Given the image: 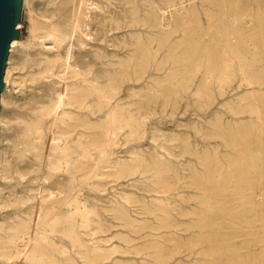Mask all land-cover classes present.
<instances>
[{"label": "rangeland", "instance_id": "1", "mask_svg": "<svg viewBox=\"0 0 264 264\" xmlns=\"http://www.w3.org/2000/svg\"><path fill=\"white\" fill-rule=\"evenodd\" d=\"M60 1L62 2L60 3ZM142 1L143 0H23V5H18L16 8L13 36L18 38V40L13 41L11 44L5 69V85H2V89L4 86V90L1 94V99L5 98L12 100L9 104L0 99V157L8 162L10 161L8 164L5 160L0 158V224H8L6 221H8L14 213H19L20 217L28 219L30 217L29 214L37 210V206L40 213H48L51 218L50 225L56 224L54 228L56 232L54 231L49 236L48 243H43V246L50 254L52 264L209 263V258L203 257L208 247H205V245H203L204 247L201 246L198 240H196L197 237L201 235V231L197 230L198 232H191L188 229L197 222L195 216L196 212L200 214L202 213L201 210L205 208L198 203L202 200L201 198H203V196L200 195H203V193L199 191V189L196 191L194 187L190 186L193 182L191 178L194 177V174H198L197 176L202 177L204 175V170L196 159L183 154L182 141H189L193 150L197 151L199 157H202V155L208 151L212 155L218 151L221 153V157H223L222 161L225 163L223 165L224 168H226L230 165L229 163L233 164L236 162L235 160L239 159V153H237L238 147L233 148L232 143L229 144L232 146H228V144L224 145L223 140H220L222 138H219L221 137L220 135H223V132L221 134L219 128L215 129L214 126L212 127V124L221 120L223 124L222 128L229 129L234 134L235 139L240 137V135H236L237 130L241 133V130H244V128L249 127L250 129L254 127L255 129L256 125L264 124V0H229V2L225 0ZM146 1L149 2V4L148 2L146 3L147 6L145 4ZM64 2L68 4L69 9L71 8L81 13L84 24L79 27V30L83 43H77L76 38L73 37L71 33L70 28L74 27L72 23L73 20L68 22L67 19L63 18L59 13V6ZM58 4L60 5L58 6ZM126 4H135L138 6L139 13L137 14V18L138 20L141 18L140 21L147 22L148 30L146 33L139 31L140 33L135 32L131 34V32L125 28L122 29L123 32L122 30H110L108 25L112 24L113 21L121 23L126 21ZM179 4H181L180 7ZM152 6L153 9H151ZM49 7L51 10H49ZM149 7L151 10H149ZM223 7L225 9H223ZM159 9L161 11H159ZM146 11H149V13ZM41 13L44 14L41 15ZM157 13H161L165 20H167L166 22L168 23H166V25L161 24ZM57 14L60 15L57 16ZM188 20H190L189 23L191 24L188 23ZM185 21L188 23V26L191 27V29L188 30L193 34V46L199 47L196 49L180 47L178 49L179 52L178 50L174 51L172 48L183 41L184 35L189 34V31L184 29V27L187 26ZM52 25L53 27L59 25L64 29L65 41H63L59 47H55L52 43L53 41L49 42V39L53 40L51 37L53 36L51 33V29L53 28ZM88 27L93 28H91L90 31ZM203 28L204 30H202ZM163 29H166V31ZM142 30H145V28H142ZM104 33H106V35ZM162 33H164V36L166 35L165 38L162 37ZM101 34L103 36H100ZM206 34L208 36H205ZM233 37L235 38L233 39ZM161 39L163 42H160ZM241 39L246 41L244 45L245 48L242 49L244 50L242 54L245 57L244 60L250 78L248 77V82L240 85L241 87H237L236 85L235 87L234 85L227 87L222 92L223 95L218 92V89L212 83L216 72L207 77L205 75V66H207L208 60L211 58L215 59L217 64L218 62L222 63L221 61L223 58H233L231 54L233 48L231 46L239 43ZM67 42L68 44H66ZM137 43H139L140 46H146L149 59L157 56L159 59L158 62L161 61L160 72L155 71V66L150 67L151 69L149 68L148 72L151 80L162 84L165 82L163 84L165 88H162L163 91H165L163 96L154 95V93L151 92L152 88L146 86V84L142 81H138L136 78V65H138V63L141 64L140 62H143L147 58L146 54L142 58V55L137 53V48L139 47ZM160 43H163V45L161 46ZM71 47L74 48L72 49ZM65 48L68 49L65 50ZM51 49L55 50L52 51ZM74 50L76 53H74ZM46 51H48V53ZM57 53L59 55H57ZM31 54L34 55L32 56ZM178 54H180L179 56L183 55L186 57L188 65L185 66V68L180 67L181 64L174 62ZM194 55L196 57H194ZM67 56H70V59ZM21 57H24V59ZM26 59L30 60L31 63L29 62L26 65L22 62ZM45 60H50L49 69L51 71L48 73L49 75L45 72L49 77H45L44 74L47 63ZM77 60H85L86 62L81 61L79 63ZM73 63H75L76 66L73 65ZM122 63H129L130 79L121 86L116 85L117 83L109 79L107 72H115L118 74L119 71L123 70L121 68ZM189 63L191 64L190 66ZM234 63L236 62L233 61L232 64L236 65ZM71 67H73V69H71ZM74 67L76 69H74ZM25 71H27V73ZM75 72H77L78 76ZM101 72H103L104 75L100 74ZM40 82L43 83L41 84ZM87 84L88 87L93 85L99 86L102 90V94H104L102 103L105 101L107 102L101 104L102 108L101 112H99V117L96 116L93 118L91 115H88V110L90 111L93 108L92 106H95L93 102H88L84 114H80L76 107L71 105V100L73 99L71 92H74V89L86 90L88 88ZM84 85L85 88L83 87ZM37 92L39 95H37ZM31 95L34 96V98L36 97L34 111L42 112L49 109V114L42 118V123L39 127L41 130L48 132V128L51 129L57 124L59 128H56L55 132L58 131L57 136L61 138L68 147L75 146L77 134H83L86 142L93 141L94 139L100 140L97 151L95 150L96 146L90 147L92 151L91 157L84 158L81 155H73V163H77L80 160L79 171L78 173H74L73 176L68 175L66 169L67 163L69 164L71 161L65 163L55 153V150L51 148L47 138L43 140V144L38 143L39 139L34 141L37 145V149L44 154L43 167L39 165L36 156L26 150V144L22 143L19 137L16 139L17 127L15 125L23 119H30L29 113L26 112V107L22 104V101ZM41 95H43V97ZM147 97L152 99L149 105L146 101ZM240 97L245 100L238 104V101H240L238 99H241ZM42 98L43 101H41ZM103 99L105 101H103ZM253 100L256 101L253 102ZM38 101L41 102L39 103ZM48 102H53L54 104H50V107L47 105L49 104ZM257 106L258 110L261 111L258 117L253 113V109ZM250 111H252V113ZM114 112L119 114L118 121H120L118 124L119 126H117L115 130L109 123L107 124ZM61 119H64L66 122L62 123ZM80 120L81 123H87V121H89V123L94 124V126H102L103 130L97 129V131L94 132L92 129L93 127L91 129L87 128L89 125L78 127L77 124L80 123ZM48 121H50V123ZM6 122L8 125H6ZM11 124L12 126H10ZM228 132L229 131H226V135ZM207 136L211 137L206 138ZM259 137L262 139L261 141H258L260 140ZM259 137L256 136L253 140L256 138L255 141L257 140L258 143L262 142L260 145H263L261 147L264 148V136L260 134ZM10 140L13 142L10 143ZM255 155L256 154L253 152L250 157L255 158ZM229 158H232L234 161ZM228 159L230 160L229 162ZM34 164L39 166H35ZM46 164L47 166H44ZM49 164L56 165L59 171L58 169H51L50 166H48ZM259 171L262 173L264 169H259ZM58 173L62 175L60 176ZM35 175L36 177H34ZM12 176H15V179ZM12 178L15 181H13ZM58 182L60 184L62 183L63 188L59 186ZM40 183L44 188H48L51 191L50 199L41 202L30 197L27 198L28 188L30 186H41ZM27 184L28 186L30 184V186L28 187ZM76 187L77 189H75ZM24 188L27 189V191ZM61 191L63 192L62 194ZM64 197L66 199L65 204H63L64 200H61ZM261 198H263V196H261ZM18 200L21 203H18ZM60 203H62V205ZM81 203H84V206ZM212 204L216 205L217 203L213 202ZM185 209H187V211ZM252 209L253 208L247 209L248 221H253L258 214L255 209ZM163 210L169 212V215L167 216ZM84 214H87V223H85V225L82 223V216ZM54 217L59 219L56 220ZM166 218H168L167 222L165 221ZM71 220H75L74 222L77 224L76 228L70 225L69 222ZM165 224L169 227H163ZM247 226L248 228H245ZM262 226L263 224L261 225L260 223L254 225L239 224L237 225L239 228L235 227V230L233 226L230 228L225 226V230L224 227H222L221 232L225 234V232L228 231L229 234H231V230L233 233L234 231L240 232L241 230L240 236L234 240V248H236L237 251L242 250V252H244L242 256H244V254L250 255L249 253L254 255L264 252V243L259 244L252 239L264 233V227ZM249 229H252V231ZM72 236H74L73 239H71ZM23 240L25 241L21 242L22 240L18 239L16 242L17 247L20 249H24L22 244L27 242L28 236L24 235ZM194 242L197 243V246L193 244ZM191 245L192 247L195 246V249H192V247L189 249ZM76 246H78L79 249ZM159 247L162 249H159ZM246 249H248L246 252L243 251ZM60 250H65L66 253L61 254ZM11 251L13 255L11 254L8 260H3L0 257V264H33L26 259H16L15 249L13 248ZM159 253H161V255H159ZM168 253L169 255L166 256ZM96 256H98V258H96ZM164 256L166 257L164 258ZM90 257H92V259ZM167 259H170L169 262ZM202 259L207 262H201Z\"/></svg>", "mask_w": 264, "mask_h": 264}, {"label": "bare ground", "instance_id": "2", "mask_svg": "<svg viewBox=\"0 0 264 264\" xmlns=\"http://www.w3.org/2000/svg\"><path fill=\"white\" fill-rule=\"evenodd\" d=\"M66 1V0H65ZM80 1V0H79ZM124 1V0H123ZM144 1V0H143ZM142 1V2H143ZM156 1V0H155ZM222 1V0H221ZM228 1L229 0H225ZM231 1V0H230ZM44 2V1H43ZM42 2V3H43ZM46 2V1H45ZM62 1H60L61 3ZM85 2V1H84ZM129 2V1H128ZM148 1L145 2V4ZM164 2V1H162ZM59 3V2H58ZM86 3V2H85ZM152 3V2H151ZM166 3V2H165ZM169 3V2H168ZM193 3V2H191ZM46 4V3H45ZM44 4V5H45ZM119 4V3H118ZM125 4V3H124ZM149 4V2H148ZM154 4V3H153ZM157 4V2H156ZM162 4V3H161ZM172 4V3H171ZM176 4V3H175ZM184 4V3H183ZM222 4V3H220ZM224 4V3H223ZM227 4V3H225ZM19 5H23V0H19ZM48 5V4H47ZM52 5V4H51ZM50 5V7H51ZM60 4H58L59 6ZM127 5V4H126ZM159 5V4H158ZM165 5V4H164ZM209 5V4H208ZM43 6V5H42ZM78 6V5H77ZM87 6V5H86ZM143 6V5H142ZM147 6V4H146ZM157 6V5H155ZM181 6V4H179V7ZM220 6V5H219ZM224 6V5H223ZM233 6V5H232ZM49 7V10H51ZM59 13L61 14V16L63 18H66L68 22H70L71 20H73V24L74 27L70 28L71 29V33L73 35V37L76 38L77 43H83L81 40V32L79 30V27L81 25L84 24V22L82 21V17H81V13H79L78 11H74L71 8L69 9L68 4L66 2L62 3L59 6ZM76 7V6H75ZM95 7V6H94ZM140 7V6H139ZM162 7V6H161ZM164 7V6H163ZM229 7V6H228ZM249 7V6H248ZM247 7V8H248ZM77 8V7H76ZM83 8V7H82ZM148 8V7H147ZM192 8V7H191ZM261 8V7H260ZM120 9V8H119ZM123 9V8H122ZM143 9V8H142ZM141 9V10H142ZM153 9V6L152 8ZM149 7V10H151ZM183 9V8H182ZM222 9V8H221ZM223 9H225L223 7ZM37 10V9H36ZM41 10V9H40ZM47 10V9H45ZM44 10V11H45ZM121 10V9H120ZM148 10V9H147ZM157 10V9H155ZM178 10V9H177ZM229 10V9H228ZM237 10V9H236ZM83 11V10H81ZM158 11V10H157ZM159 11H161L159 9ZM163 11V10H162ZM215 11V10H214ZM223 11V10H222ZM40 12V11H39ZM49 12V11H48ZM110 12V11H108ZM113 12V11H112ZM147 12V11H146ZM177 12V11H176ZM199 12V11H198ZM212 12V11H211ZM235 12V10H234ZM52 13V12H51ZM117 13V12H116ZM139 13V8L138 6H136L135 4H130L126 6V10H125V20L124 22H117V21H113L112 24L108 25V27H110L111 29H115V30H122V29H127L129 32H131V34L137 32L140 33L139 31H143V32H147L148 30V25L147 22L145 21H140L141 18H139L140 20H138L137 18V14ZM149 13V11L147 12ZM175 13V12H174ZM217 13V11H216ZM254 13V12H253ZM261 13V12H260ZM44 13H41V15ZM59 14V15H60ZM141 14V12H140ZM145 14V13H144ZM158 14V13H157ZM187 14V13H186ZM185 14V15H186ZM191 14V12H190ZM219 14V13H218ZM217 14V16H218ZM233 14V13H232ZM241 14V13H240ZM239 14V15H240ZM57 14V16H59ZM114 15V14H113ZM146 15V14H145ZM178 15V14H176ZM224 15V14H223ZM243 15V14H242ZM142 16V15H141ZM155 16V15H154ZM157 16V15H156ZM160 22L162 25H166L167 20H165V18L161 15V13L158 14ZM157 16V18H158ZM188 16V15H187ZM193 16V15H192ZM209 16V15H208ZM54 17V16H53ZM140 17V16H139ZM173 17V16H172ZM42 18V17H41ZM51 18V17H50ZM144 18V17H143ZM175 18V17H174ZM182 18V17H181ZM196 18V17H195ZM49 19V18H48ZM158 19V20H159ZM212 19V18H211ZM52 20V19H51ZM56 20V19H54ZM124 20V19H123ZM148 20V19H147ZM182 20V19H181ZM184 20V18H183ZM221 20V19H220ZM234 20V19H233ZM122 21V20H121ZM190 20H188L189 23ZM236 21V20H235ZM46 22V21H45ZM50 22V21H49ZM48 22V24H49ZM151 22V21H150ZM219 22V21H218ZM51 23V22H50ZM157 23V22H155ZM187 22L185 21V24ZM188 23L186 24L187 26L184 27L185 30L189 31L191 29L190 26H188ZM226 23V22H225ZM160 24V23H159ZM183 24V22H182ZM191 24V23H189ZM198 24V23H197ZM215 24V23H214ZM72 25V24H71ZM203 25V24H202ZM259 25V24H258ZM65 26V25H64ZM73 26V25H72ZM107 26V25H106ZM150 26V25H149ZM171 26V25H170ZM224 26V25H223ZM226 26V25H225ZM240 26V25H239ZM53 27V25H52ZM70 27V26H69ZM157 27V26H156ZM161 27V26H160ZM164 27V26H163ZM167 27V26H165ZM214 27V26H213ZM217 27V26H216ZM215 27V28H216ZM89 28V27H88ZM93 28V27H91ZM89 28V30L91 29ZM98 28V26H97ZM142 28H145V30H142ZM159 28V27H158ZM162 28V27H161ZM179 28V27H178ZM177 28V29H178ZM212 28V27H211ZM176 29V30H177ZM189 29V30H188ZM227 29V28H226ZM232 29V28H231ZM47 30V29H46ZM69 30V29H67ZM88 30V29H87ZM95 30V29H94ZM100 30V29H99ZM161 30V29H160ZM159 30V31H160ZM164 30V29H163ZM204 30V28L202 29ZM211 30V29H210ZM209 30V31H210ZM258 30V29H257ZM91 31V30H90ZM102 31V30H100ZM126 31V30H125ZM158 31V30H157ZM166 31V29L164 30ZM200 31V30H199ZM234 31V29H233ZM48 32V31H47ZM94 32V31H93ZM123 32V30H122ZM121 32V33H122ZM149 32V31H148ZM176 32V31H175ZM198 32V31H197ZM213 32V31H212ZM51 33L53 36H51L53 38V40L49 39V42H52L54 44L55 47H59L60 44L65 41V35H64V29L61 28L59 25L53 27L51 29ZM50 33V34H51ZM98 33V32H97ZM96 33V35H97ZM102 33V32H101ZM153 33V32H151ZM94 34V33H93ZM106 35V33H104ZM127 34V33H126ZM160 34V33H159ZM164 33H162L163 35ZM169 34V31H168ZM181 34V33H180ZM197 34V33H196ZM208 34V33H207ZM205 36H208V35ZM232 34V33H231ZM49 35V34H48ZM90 35V34H89ZM112 35V34H111ZM120 35V34H119ZM123 35V34H122ZM202 35V34H201ZM248 35V34H247ZM261 35V34H260ZM91 36V35H90ZM99 36V35H98ZM100 36H103L102 34ZM114 36V35H113ZM166 36V35H165ZM165 36L163 35L162 37L165 38ZM184 39L181 43H178L175 45V47H173L172 49L174 51H177L180 47H189L190 49H196L198 47H194V42L192 40L193 34L191 31H189V34L184 35ZM215 36V35H214ZM213 36V37H214ZM228 36V35H226ZM50 37V38H51ZM64 38V39H63ZM122 38V36H121ZM162 38V39H163ZM196 38V36H195ZM235 37H233L234 39ZM160 40V42H163V40ZM215 39V38H214ZM18 40V38L14 37L10 44H9V49L7 52V57L5 60V65L3 68V74H2V84H4V76H5V69H6V65H7V60L9 57V53H10V48H11V44L13 41ZM70 40V39H69ZM74 40V39H73ZM116 40V39H115ZM239 40V39H238ZM68 41V40H67ZM75 42V41H74ZM148 42V41H147ZM153 42V41H152ZM236 42V41H234ZM72 43V42H71ZM246 41L245 40H240L239 43H237L236 45H232L231 47L233 48V50H231V54L232 57L231 59L229 58H223L222 59V63L218 62L213 58L208 60V64L205 69V75L208 77L210 75H213L214 72H216V74L213 77V85L218 89L219 93H222L227 87H230L232 85H235L237 87H239L242 84H246L248 82V77L250 78V76L248 75V71H247V67L245 64V57L243 56L242 52L244 50H242L245 45ZM68 44V42L66 43ZM92 44V43H91ZM214 44V43H213ZM216 44V43H215ZM261 44V43H260ZM50 45V44H49ZM65 45V44H64ZM90 45V44H89ZM160 45L162 46L163 43H160ZM170 45V44H169ZM222 45V44H221ZM63 46V45H62ZM137 46H139L137 48V53H139L140 55H142V58L144 57V55H147V58L143 61L140 62L141 64L138 63V65H136V78L138 81H142L144 84H146V86L152 88V91L154 93V95L156 96H163L165 91H163V89L165 88L163 86V84L165 83H158L154 80L150 79L149 76V72L148 69L150 67H156L155 71L156 72H160L161 71V61H159L158 57H153L151 59H149L148 57V52L146 49V46L141 45L139 43H137ZM202 46V45H201ZM51 47V46H50ZM49 47V48H50ZM72 48V47H71ZM74 48V47H73ZM72 48V49H73ZM97 48V47H96ZM99 48V46H98ZM166 48V47H165ZM175 48V49H174ZM201 48V47H200ZM53 49V48H52ZM51 49V50H52ZM63 49V48H62ZM68 49V48H67ZM65 48V50H67ZM119 49V48H118ZM220 49V48H219ZM55 50V49H54ZM52 50V51H54ZM57 50V49H56ZM101 50V49H100ZM160 50V49H159ZM250 50V49H249ZM50 51V50H49ZM86 51V50H85ZM88 51V50H87ZM91 51V50H90ZM96 51V50H95ZM102 51V50H101ZM26 52V51H25ZM48 53V51H46ZM164 52V51H163ZM179 52V50H178ZM210 52V51H209ZM251 52V51H250ZM258 52V51H257ZM262 52V51H261ZM46 53V54H47ZM59 53V52H58ZM57 53V55H59ZM70 53V52H69ZM73 53V52H72ZM74 53L75 50H74ZM81 53V52H80ZM89 53V52H88ZM197 53V52H196ZM224 53V52H223ZM230 53V52H229ZM24 54V53H23ZM52 54V53H50ZM56 54V53H55ZM64 54V53H63ZM87 54V53H85ZM91 54V52H90ZM153 54V52H152ZM198 54V53H197ZM247 54V52H246ZM255 54V53H254ZM30 55V54H29ZM32 56L34 54H31ZM53 55V54H52ZM72 55V54H71ZM75 55V54H73ZM78 55V54H77ZM82 55V54H81ZM80 55V56H81ZM84 55V54H83ZM180 54H178V57L174 60L175 63L177 64H181L178 65L180 67H184L187 66V60L185 56H179ZM196 55V54H195ZM194 55V57H196ZM252 55V54H251ZM25 56V55H24ZM65 56V55H64ZM97 56V55H96ZM95 56V57H96ZM160 56V54H159ZM177 56V55H176ZM26 57V56H25ZM28 57V56H27ZM30 57V56H29ZM36 57V56H34ZM47 57V56H46ZM54 57V56H53ZM59 57V56H58ZM68 57V56H67ZM70 57V56H69ZM68 57V58H69ZM79 57V56H77ZM198 57V55H197ZM228 57V56H225ZM22 59H24V57H21ZM33 58V57H32ZM51 58V57H50ZM72 58V57H71ZM97 58V57H96ZM203 58V57H202ZM205 58V57H204ZM260 58V57H259ZM29 59V58H28ZM57 59V58H56ZM70 59V58H69ZM78 59V58H77ZM88 59V58H86ZM90 59V57H89ZM88 59V60H89ZM93 59V58H92ZM194 59V58H193ZM248 59V58H247ZM264 59V58H263ZM20 60V59H19ZM79 60V59H78ZM77 60V61H78ZM256 60V59H255ZM46 61V60H45ZM73 61V60H72ZM75 61V60H74ZM82 60L78 61L79 63ZM85 61V60H84ZM82 61V62H84ZM91 61V60H89ZM165 61V60H164ZM201 61V60H200ZM206 61V59H205ZM236 64L233 65L232 63ZM258 61V60H257ZM10 62V61H9ZM8 62V63H9ZM23 63H25L26 65L30 62V60H25L22 61ZM46 68L44 70V74L46 72V74H48L51 70L49 69V61H46ZM69 62V61H68ZM76 62V61H75ZM86 62V61H85ZM192 62V61H190ZM249 62V61H247ZM264 62V61H263ZM13 63V62H12ZM19 63V62H18ZM21 63V62H20ZM31 63V62H30ZM203 63V61H202ZM15 64V63H14ZM67 64V63H66ZM82 64V63H81ZM91 64V63H90ZM129 63L124 64L122 63V69L121 71H119L118 74H116L115 72H107L109 75V79H111L114 83H117L116 85H123L125 83H127V81L130 79V74H129V69L130 67L128 66ZM73 65H75V63H73ZM191 64L189 63V66ZM200 65V64H199ZM17 66V65H16ZM15 66V67H16ZM19 66V65H18ZM21 66V65H20ZM52 66V65H51ZM50 66V68H51ZM65 66V65H64ZM67 66V65H66ZM69 66V65H68ZM72 66V65H71ZM76 66V65H75ZM35 67V66H34ZM95 67V66H94ZM187 68V67H186ZM11 69V68H10ZM49 69V70H48ZM71 69H73V67H71ZM74 69H76L74 67ZM151 69V68H150ZM196 69V67H195ZM20 70V69H19ZM18 70V71H19ZM27 70V69H26ZM79 70V69H78ZM77 70V71H78ZM203 70V69H202ZM217 70V71H216ZM13 71V70H12ZM81 71V70H80ZM98 71V70H97ZM180 71V70H179ZM185 71V70H184ZM193 71V70H192ZM11 72V71H10ZM27 73V71H25ZM74 72V71H73ZM72 72V73H73ZM186 72V71H185ZM184 72V73H185ZM29 73V72H28ZM34 73V72H33ZM77 75V72H75ZM113 73V74H112ZM176 73V72H175ZM180 73V72H179ZM203 73V71H202ZM45 74V77H49L48 75ZM55 74V73H54ZM71 74V73H70ZM100 74L104 75L103 72H101ZM8 75V74H7ZM56 75V74H55ZM54 75V77H55ZM176 75V74H175ZM180 75V74H179ZM25 76V75H24ZM78 76V75H77ZM80 76V75H79ZM178 76V75H177ZM191 76V75H190ZM85 77V76H84ZM106 77V76H105ZM53 78V76H52ZM259 78V77H258ZM7 79V78H6ZM5 79V80H6ZM29 79V78H28ZM69 79V78H68ZM82 79V78H81ZM157 79V78H156ZM207 79V78H205ZM58 80V79H57ZM85 80V79H84ZM90 80V79H89ZM198 80V79H197ZM208 80V79H207ZM40 81V80H39ZM55 81V80H54ZM25 82V81H23ZM48 82V81H46ZM53 82V81H51ZM86 82V81H85ZM88 82V81H87ZM179 82V81H177ZM207 82V81H206ZM41 84L43 82H40ZM55 83V82H54ZM77 83V82H76ZM83 83V82H82ZM90 83V82H88ZM8 84V83H7ZM29 84V83H28ZM60 84V83H59ZM101 84V83H100ZM201 84V83H200ZM44 85V84H43ZM92 85V84H91ZM204 85V84H203ZM210 85V84H209ZM248 85V84H247ZM251 85V84H250ZM254 85V84H253ZM36 86V85H35ZM53 86V85H52ZM76 86V85H75ZM90 86V85H89ZM28 87V86H27ZM37 87V86H36ZM66 87V86H65ZM68 87V86H67ZM85 88V85L83 86ZM88 87V84H87ZM210 87V86H209ZM233 87V88H234ZM241 87V86H240ZM25 88V87H24ZM35 88V87H34ZM46 88V87H45ZM81 88V87H80ZM163 88V89H162ZM172 88V87H171ZM170 88V89H171ZM195 88V87H194ZM201 88V87H200ZM203 88V86H202ZM205 88V87H204ZM27 89V88H26ZM39 89V88H38ZM55 89V88H54ZM57 89V88H56ZM63 89V88H62ZM167 89V88H166ZM239 89V88H238ZM4 90V86L3 89L0 90V99H1V94ZM33 90V89H32ZM52 90V89H51ZM58 90V89H57ZM61 90V89H60ZM235 90V89H234ZM36 91V90H35ZM48 91V90H47ZM50 91V90H49ZM56 91V90H55ZM59 91V90H58ZM74 92L72 93L73 99L71 100V105L75 106L77 111L81 114V113H85L84 111H86V105L88 104V102H93L95 103V106H92L93 108L89 111L88 110V115H91L93 118L98 116L99 117V112H101V104H105V100L103 99L102 103V98L103 95L102 94V90L101 88H99V86L97 85H93L91 87H88L86 90H79V89H74ZM176 91V90H175ZM178 91V90H177ZM68 92V91H67ZM188 93V92H186ZM198 93V92H197ZM248 93V92H247ZM45 94V93H44ZM50 94V93H49ZM48 94V95H49ZM223 94V93H222ZM25 95V94H24ZM30 95V94H29ZM37 95L38 92H37ZM62 95V94H61ZM69 95V94H68ZM224 95V94H223ZM6 96V95H5ZM43 97V95H41ZM51 96V95H49ZM48 96V97H49ZM63 96V95H62ZM65 96V95H64ZM173 96V95H172ZM262 96V95H261ZM28 97V96H27ZM46 97V96H45ZM239 97V96H238ZM237 97V98H238ZM244 97V96H243ZM7 98V96H6ZM36 98V97H35ZM35 98L34 96H30L28 98H25L24 101H22L23 105L26 107V112L29 113V120H25L23 119L22 121L18 122L17 125H15L17 127V131H16V139L19 137L20 141H22V143L26 144V150L30 151L31 154L36 156V159L39 162V165L43 167V157L44 154L43 152H40V150L37 149V145L34 143L35 140H38V143H42L43 144V140L45 138H47L49 140V144L51 145V148L53 150H55V153L65 162L67 163L68 161H71V163H67V173L68 175H72L74 173H78L79 171V164H80V160L77 163H73L72 161V157L74 154L77 155H81L84 158H89L92 156V151L90 149L91 146H96L95 150L97 151V147L99 146L100 140L99 139H94L93 141L90 142H86L85 140V136L83 134H77V137L75 138V146L74 147H68L66 146V144L64 143V141L59 138L57 136V132H55L56 128H59L58 125H54L53 128H48V132L41 130L39 127L42 123V118L46 115L49 114V109H46L42 112H36L34 111V106L36 105L35 103ZM50 98V97H49ZM212 98V97H211ZM241 98V97H240ZM54 99V98H53ZM63 99V98H62ZM1 100H3V102H7L9 103L12 99H5L2 98ZM15 100V99H13ZM17 100V99H16ZM66 100V99H65ZM233 100V99H232ZM240 101H238V104L242 101H244L245 99H238ZM252 100V99H251ZM43 101V98L42 100ZM40 101V102H41ZM47 101V99H46ZM45 101V102H46ZM56 101V100H55ZM54 101V102H55ZM147 103L148 105L152 102L151 98L147 97ZM256 101V100H255ZM253 100V102H255ZM2 102V103H3ZM39 102V101H38ZM39 102V103H40ZM67 102V101H66ZM4 103V104H5ZM49 103V102H48ZM107 103V102H106ZM109 103V102H108ZM10 104V103H9ZM19 104V103H18ZM17 104V105H18ZM46 104V103H44ZM50 104H54L49 103L47 105L50 106ZM8 105V104H7ZM16 105V103H15ZM247 105V104H246ZM1 106V105H0ZM5 106V105H4ZM10 106V105H9ZM14 106V105H13ZM21 106V104H20ZM105 106V105H104ZM107 106V105H106ZM18 107V106H17ZM46 107V105H45ZM51 107V106H50ZM15 108V106H14ZM20 108V107H19ZM39 108V107H38ZM238 108V107H237ZM16 109V108H15ZM250 109V107H249ZM248 109V110H249ZM59 110V109H58ZM233 110V109H232ZM17 111V110H16ZM19 111V110H18ZM110 111V110H109ZM117 111V110H116ZM237 111V110H236ZM25 112V111H24ZM69 112V111H68ZM72 112V111H70ZM107 112V111H106ZM119 112V111H118ZM243 112V111H242ZM252 113V111H250ZM258 110V106L255 107L253 109V113L258 117L259 114ZM18 113V112H17ZM23 113V112H22ZM124 113V112H123ZM20 115H22L21 113H18ZM58 114V113H57ZM110 114V113H109ZM156 114V113H155ZM25 115V114H24ZM27 115V114H26ZM86 115V114H85ZM119 114L117 112H114L110 119L108 120L107 124L109 123L110 126L115 130L117 128V126H119L118 124L120 123L119 120ZM253 115V114H252ZM254 115V116H255ZM255 116V117H256ZM48 117V116H47ZM103 117V116H102ZM253 117V116H252ZM8 118V117H7ZM23 118V117H22ZM21 118V119H22ZM55 118V117H54ZM10 119V118H9ZM20 119V118H19ZM27 119V116H26ZM48 119V118H47ZM79 119V118H78ZM262 119V118H261ZM2 120V119H1ZM4 120V119H3ZM77 120V119H76ZM87 120V119H85ZM94 120V119H93ZM256 120V119H255ZM58 121V120H57ZM62 123H65L66 121L64 119H61ZM224 121V120H223ZM236 121V120H235ZM260 121V119H259ZM50 123V121H48ZM261 122V121H260ZM264 122V120H263ZM12 123V122H11ZM93 123V122H92ZM244 123V122H243ZM246 123V122H245ZM3 124V123H2ZM61 124V123H60ZM73 124V123H72ZM6 125H8V123L6 122ZM5 125V126H6ZM85 125H89V127H87L88 129H93L94 132L97 131V129L99 130H103L102 126L96 125L94 126V124H90L89 121L86 122H82L80 120V123L77 124L78 127H84ZM91 125V126H90ZM222 122L221 120H218L216 122H214L212 124V127L214 126L215 129L219 128V130L221 131V134L223 132V135H220L222 138L220 140H223V144H228V146H232L229 144H233V148L238 147V152L239 153V159L235 160L236 162H234L233 164L229 163L230 165L226 168H224L225 163H223L222 159L223 157H221V153H219L218 151H216V153H214L213 155L209 153V151L207 153H204V155H202V157L198 156L197 151L193 150L191 144L189 143V141L185 140L182 141V145H183V154L184 155H188L193 157L194 159H196L198 161V163L201 164V166L203 167L204 170V175L202 177L197 176L196 174H194V177L191 178L193 179V182L191 183L190 186L194 187L196 189V191H201L203 193V198H201L202 200L199 201L198 203L200 204V206L202 205L204 208V210H201L202 213L198 214L196 212L195 216L197 218V222L195 225L191 226L189 229V231L191 232H198L197 230L201 231V235L199 237H197L196 240H198L199 244L201 246L205 245V247H208L207 250H205L204 252V258H209V263L207 264H264V252H260L258 254H254L252 255L251 253H249L250 255L244 254V256H242V254L244 252L241 251H237L236 248H234L235 244H234V240L236 238H238L240 236V232H236L234 231V233L232 232V230L230 231L231 234H229L228 231L224 233L221 232L222 227H224L225 230V226L226 227H237V225L241 224H246V225H254L257 223H260L261 225L263 224L262 227H264V174L263 172L261 173V171H259V169H264V148L261 147L263 145H260L261 143H258L257 140L255 141V139L253 140L254 137L258 136L261 134L264 136V124H258L256 125L255 129L254 127H251L249 129L248 128H244V130H241L242 132L239 133V131H236V135H240V137L238 139H235L234 134L229 130V129H224L222 128ZM228 125V124H227ZM230 125V124H229ZM12 126V124L10 125ZM9 126V127H10ZM48 126V124H47ZM243 126V125H242ZM252 126V125H251ZM4 127V126H2ZM1 127V128H2ZM7 128V127H6ZM44 128V127H43ZM110 128V127H109ZM108 128V130H109ZM9 130H11L10 128H8ZM47 129V128H46ZM45 129V130H46ZM127 130V129H126ZM139 130V129H138ZM12 131V130H11ZM226 131H229L228 134L226 135ZM62 132V131H61ZM8 133V132H6ZM13 133V132H11ZM77 133V132H76ZM109 133V131H108ZM216 133V132H215ZM15 134V133H14ZM210 134V133H209ZM212 134V133H211ZM219 134V133H218ZM253 134V137H252ZM109 135V134H108ZM15 136V135H13ZM75 136V135H74ZM110 136V135H109ZM214 136V135H213ZM161 137V136H160ZM176 137V136H175ZM211 136H207L206 138H209ZM14 138V137H13ZM99 138V137H98ZM213 138V137H212ZM262 138V136H261ZM259 137L261 141V139ZM8 139V138H7ZM5 140V139H4ZM9 140V139H8ZM13 140V139H12ZM12 140H10V143L13 142ZM16 141V140H15ZM111 142V141H110ZM9 143V142H8ZM46 143V142H45ZM7 144V143H6ZM21 144V143H20ZM264 144V143H263ZM9 145V144H8ZM11 145V144H10ZM18 145V144H17ZM112 145V144H111ZM21 147V146H20ZM19 147V148H20ZM25 148V147H24ZM47 148V146H46ZM49 148V147H48ZM219 148V147H218ZM13 149V148H12ZM17 149V148H16ZM42 149V146H41ZM8 150V149H7ZM210 150V149H209ZM14 151V150H13ZM16 151V150H15ZM23 151V150H21ZM48 151V150H47ZM207 151V150H206ZM233 151V150H231ZM7 152V151H6ZM20 152V151H19ZM228 152V151H227ZM230 152V151H229ZM255 153V158L250 157L251 153ZM4 153V152H3ZM25 153V152H24ZM52 153V152H50ZM18 154V153H17ZM22 154V153H21ZM49 154V153H48ZM53 154V153H52ZM51 154V156H52ZM104 154V153H103ZM13 155V154H12ZM16 155V152H15ZM20 155V153H19ZM27 155V154H26ZM29 155V154H28ZM32 155V156H33ZM47 155V154H46ZM232 155V154H231ZM5 156V155H4ZM8 156V155H7ZM6 156V157H7ZM10 156V155H9ZM48 156V155H47ZM109 156V155H108ZM223 156V155H222ZM226 156V155H225ZM237 156V155H236ZM253 156V155H252ZM55 157V156H54ZM232 157V156H231ZM1 158V157H0ZM58 158V157H56ZM143 158V157H142ZM228 158V157H227ZM236 158V157H235ZM3 160H5L4 158H1ZM60 159V160H61ZM232 159V158H229ZM228 159V162L230 161ZM10 160V159H7ZM30 160V159H29ZM33 160V159H32ZM47 160V158H46ZM132 160V159H131ZM192 160V159H191ZM226 160V158H225ZM233 160V159H232ZM231 160V161H232ZM6 161V160H5ZM4 161V162H5ZM27 161V160H26ZM35 161V160H34ZM234 161V160H233ZM1 162V161H0ZM3 162V161H2ZM8 164L9 162L6 161ZM28 162V161H27ZM47 162V161H46ZM227 162V161H226ZM25 163V162H24ZM84 163V162H83ZM28 164V163H27ZM30 164V163H29ZM124 164V163H123ZM7 165V164H6ZM35 165V164H34ZM39 165H35V166H39ZM190 165V164H189ZM2 166V165H1ZM13 166V165H12ZM23 166V165H21ZM20 166V167H21ZM33 166V165H31ZM44 166H47L44 165ZM48 166H50L51 169H58L56 165L54 164H49ZM200 166V165H199ZM227 166V165H226ZM3 167V166H2ZM19 167V168H20ZM24 167V166H23ZM4 168V167H3ZM46 168V167H45ZM185 168V167H184ZM11 169V168H10ZM13 169V168H12ZM30 169V168H29ZM28 169V170H29ZM41 169V168H40ZM193 169V168H192ZM20 170V169H19ZM27 170V172H28ZM2 171V170H1ZM11 171V170H10ZM21 171V170H20ZM33 171V170H32ZM59 171V169H58ZM62 171V170H61ZM60 171V172H61ZM181 171V170H180ZM25 172V171H24ZM38 172V171H37ZM49 172V171H48ZM63 172V171H62ZM184 172V171H183ZM45 173V172H44ZM52 173V172H49ZM55 173V172H54ZM199 173V171H198ZM26 174V172H25ZM47 174V173H46ZM59 174V173H58ZM191 174V173H190ZM193 174V173H192ZM201 174V173H200ZM14 175V174H13ZM60 175V174H59ZM58 175V176H59ZM62 175V174H61ZM60 175V176H61ZM178 175V174H177ZM30 176V175H29ZM33 176V175H32ZM39 176V175H38ZM57 176V175H56ZM59 176V177H60ZM67 176V175H65ZM99 176V175H98ZM3 177V176H1ZM15 179V176H12ZM19 177V176H18ZM17 177V178H18ZM36 177V175L34 176ZM57 178V177H56ZM63 178V177H62ZM65 178V177H64ZM68 178V177H67ZM72 178V177H69ZM184 178V177H183ZM189 178V177H188ZM55 179V178H54ZM10 180V179H9ZM8 180V181H9ZM13 180V178H12ZM20 180V177H19ZM25 180V179H24ZM63 180V179H62ZM74 180V179H73ZM176 180V179H175ZM15 181V180H13ZM18 181V180H16ZM30 181V180H29ZM42 181V180H41ZM53 181V180H52ZM11 182V181H10ZM55 182V181H54ZM53 182V183H54ZM60 182V181H59ZM58 182V183H59ZM141 182V181H140ZM162 182V181H161ZM165 182V181H164ZM18 183V182H16ZM22 183V182H21ZM28 183V182H27ZM50 183V182H49ZM57 183V182H56ZM85 183V182H84ZM41 184V183H40ZM67 184V183H65ZM83 184V183H82ZM148 184V183H147ZM189 185V184H188ZM26 186V185H25ZM28 186V184H27ZM30 186V184H29ZM28 186V187H29ZM59 186L62 187V183H59ZM64 186V184H63ZM74 186V184H73ZM102 186V184H101ZM172 186V183H171ZM58 187V186H57ZM174 187V186H173ZM65 188V187H64ZM73 188V187H72ZM25 189V188H24ZM77 189V187L75 188ZM74 189V190H75ZM27 191V189H25ZM81 191V190H80ZM194 191V190H193ZM60 192V191H59ZM65 192V191H64ZM75 192V191H74ZM73 192V193H74ZM15 193V192H14ZM58 193V192H57ZM56 193V195H57ZM63 192L61 191V194ZM66 193V192H65ZM72 193V192H71ZM22 194V193H21ZM50 194L51 191L48 188H44V186H30L28 188V196H26L27 198H33V199H37L39 201H45L47 199H50ZM67 194V193H66ZM18 195V194H17ZM16 195V196H17ZM26 195V194H25ZM15 196V197H16ZM20 196V195H18ZM77 196V195H76ZM185 196V195H184ZM192 196V194H191ZM199 196V197H200ZM261 196H263V198H261ZM24 197V196H23ZM198 197V198H199ZM5 198V197H4ZM8 198V197H7ZM76 198V197H74ZM79 198V197H78ZM189 198V197H188ZM15 199V198H14ZM26 199V198H24ZM71 199V198H70ZM80 199V198H79ZM2 200V199H1ZM16 200V199H15ZM61 200H64L65 204V197L62 198ZM84 200V199H83ZM7 201V200H6ZM32 201V200H31ZM59 201V199H58ZM3 202V201H2ZM5 202V200H4ZM10 202V201H9ZM13 202V201H12ZM35 202V201H34ZM33 202V203H34ZM81 202V201H80ZM217 203L216 205H213L212 203ZM11 203V202H10ZM18 203H21L18 200ZM67 203V202H66ZM178 203V202H177ZM212 205H211V204ZM13 204V203H12ZM37 204V203H36ZM62 205V203H60ZM79 204V203H78ZM82 204V203H81ZM80 204V206H81ZM157 204V203H156ZM33 205V204H30ZM68 205V204H67ZM84 206V203L82 204ZM150 205V204H149ZM4 206V205H3ZM35 206V203H34ZM52 206V205H51ZM5 207V206H4ZM10 207V206H9ZM29 207V206H28ZM41 207V206H40ZM44 207V206H43ZM47 207V206H45ZM82 207V206H81ZM7 208V207H6ZM4 208V209H6ZM27 208V206H26ZM31 208V207H30ZM50 208V207H48ZM158 208V207H157ZM161 208V207H160ZM249 208H253L252 210L255 209V211L258 213L257 216L255 217V219H253V221H248L249 218H247V209ZM52 209V208H51ZM50 209V210H51ZM83 209V208H82ZM150 209V208H149ZM162 209V208H161ZM166 209V208H165ZM259 209V211H258ZM27 210V209H26ZM93 210V209H92ZM114 210V209H113ZM187 211V209H185ZM85 211V209H84ZM129 211V210H128ZM164 211V210H163ZM33 212V213H32ZM29 214V218L25 219L23 217L19 216V213H14V215L12 217H10L8 219V221H6L8 224L5 223V225H1L0 224V257L3 260H8L11 257L12 251L11 249H15V258L19 259H26L27 261H29L30 263L33 264H52L51 261V256L48 253L47 249L43 246V243H48L49 240V236L56 230L54 229L56 224H53L52 226L50 225V221L51 218L49 216L48 213H40V210H38V206H37V210L32 211ZM52 212V211H51ZM126 212V211H125ZM150 212V211H149ZM153 212V211H152ZM156 212V211H155ZM165 214L168 216L169 212L164 211ZM179 212V211H178ZM177 212V213H178ZM200 212V211H199ZM255 213V212H254ZM21 214V213H20ZM53 214V213H52ZM51 214V216H52ZM67 214V213H66ZM79 214V213H78ZM89 214V213H88ZM162 214V213H161ZM55 215V214H54ZM87 214H84L82 216V223L83 225H85V223H87ZM126 215V214H125ZM68 216V215H67ZM74 216V214H73ZM146 216V215H145ZM148 216V215H147ZM158 216V215H157ZM160 216V215H159ZM53 217V216H52ZM63 217V216H60ZM66 217V216H65ZM76 217V216H75ZM156 217V216H155ZM55 218V217H54ZM94 218V217H93ZM128 218V217H127ZM131 218V217H130ZM56 219V218H55ZM59 219V218H57ZM56 219V220H57ZM63 219V218H61ZM60 219V220H61ZM79 219V218H78ZM172 219V217H171ZM153 220V219H152ZM53 221V220H52ZM75 220H71L69 223L71 226H73L74 228H76V223L74 222ZM164 221V220H163ZM165 221H168V218L165 219ZM65 222V221H64ZM161 222V221H160ZM172 222V221H171ZM177 222V221H176ZM1 223V222H0ZM106 223V222H105ZM173 223V222H172ZM102 224V223H101ZM129 224V222H128ZM171 224V223H170ZM174 224V223H173ZM133 225V224H131ZM225 225V226H223ZM168 225L165 224V226L163 227H167ZM188 226V225H187ZM169 227V226H168ZM167 227V228H168ZM171 227V226H170ZM243 227V226H242ZM250 227V226H249ZM174 228V227H173ZM239 228V227H237ZM241 228V227H240ZM245 228H248L245 227ZM33 229V230H32ZM144 229V228H143ZM171 229V228H170ZM32 230V231H31ZM96 230V229H95ZM139 230V229H138ZM252 231V229H249ZM261 230V229H260ZM133 231V230H132ZM155 231V230H154ZM167 231V230H166ZM243 231V230H242ZM262 231V230H261ZM56 232V231H55ZM81 232V231H79ZM249 232V231H248ZM142 233V232H141ZM222 233V234H221ZM261 233V232H259ZM263 233V232H262ZM80 234V233H78ZM76 234V235H78ZM129 234V233H128ZM197 234V233H196ZM252 234V233H251ZM27 235L28 236V240L27 242L22 244V247H24V249H20L19 247H17L16 242L18 239L22 240L21 242L25 241L23 240V236ZM71 235V234H70ZM193 235V234H192ZM247 235V234H246ZM250 235V234H249ZM256 235V234H255ZM261 235V234H260ZM59 236V235H58ZM80 236V235H79ZM252 236V235H251ZM250 236V238H251ZM74 236L71 237V239H73ZM81 237V236H80ZM155 237V236H154ZM161 237V236H160ZM79 239V237H77ZM179 238V237H178ZM195 238V237H194ZM199 238V239H198ZM254 241H256L259 244H263L264 243V233L261 236H255ZM81 240V239H79ZM68 241V240H67ZM82 241V240H81ZM160 241V240H159ZM185 241V240H184ZM189 241V240H188ZM238 241V239H237ZM248 242V241H247ZM169 243V242H168ZM184 243V242H183ZM191 243V242H190ZM189 243V244H190ZM254 243V242H252ZM251 243V244H252ZM82 244V243H81ZM149 244V243H148ZM167 244V243H166ZM186 244V243H184ZM192 244V243H191ZM196 244L195 246H197V243H193ZM207 244V245H206ZM237 244V243H236ZM249 244V243H248ZM173 245V244H172ZM79 246V245H78ZM76 246V247H78ZM177 246V245H176ZM187 246V245H186ZM194 246V245H193ZM195 246L192 247V245L190 246L189 249L194 248ZM248 246V245H247ZM251 246V245H250ZM264 246V245H263ZM80 247V246H79ZM78 247V249H79ZM83 247V246H82ZM129 247V246H128ZM204 247V246H203ZM53 248V247H52ZM154 248V247H153ZM179 248V247H178ZM202 248V247H201ZM159 249H162L159 247ZM200 249V248H199ZM205 249V248H204ZM241 249V248H238ZM244 249V248H243ZM77 250V249H76ZM181 250V249H180ZM202 250V249H201ZM243 250V251H247ZM53 251V249H52ZM142 251V250H141ZM164 251V250H163ZM188 251V250H187ZM193 251V250H192ZM261 251V250H260ZM59 252V251H58ZM250 252V251H249ZM60 253H66V251L64 250H60ZM76 253V252H75ZM81 253V252H80ZM136 253V252H135ZM176 253V252H175ZM203 253V252H202ZM52 254V253H51ZM111 254V253H110ZM137 254V253H136ZM139 254V253H138ZM163 254V253H162ZM174 254V252H173ZM198 254V253H197ZM13 255V254H12ZM70 255V254H69ZM68 255V256H69ZM80 255V254H79ZM99 255V254H98ZM152 255V254H151ZM159 255H161V253H159ZM156 255V256H159ZM165 255V254H164ZM169 255L166 254V256ZM93 256V255H91ZM102 256V255H101ZM104 256V255H103ZM124 256V255H123ZM164 256V258L166 257ZM180 256V255H179ZM100 257V256H99ZM106 257V256H105ZM92 259V257H90ZM96 258H98V256H96ZM109 258V257H108ZM159 258V257H158ZM161 258V257H160ZM170 258V257H169ZM195 258V257H194ZM95 259V258H94ZM104 259V258H103ZM198 259V258H197ZM159 260V259H158ZM161 260V259H160ZM168 260V259H167ZM170 260V259H169ZM168 260V262H169ZM208 260V259H207ZM71 261V259H70ZM90 261V260H89ZM99 261V260H98ZM194 261V260H193ZM204 260L202 259L201 262H203ZM9 262V261H8ZM95 262V261H94ZM120 262V261H119ZM205 262V261H204ZM207 262V261H206ZM205 262V263H206ZM70 263V262H69ZM91 263V262H90ZM98 263V262H97ZM102 263V262H101ZM121 263V262H120ZM193 263V262H192ZM198 263V262H196ZM100 264V263H99ZM161 264V263H160ZM167 264V263H166ZM182 264V263H181ZM194 264V263H193Z\"/></svg>", "mask_w": 264, "mask_h": 264}, {"label": "water", "instance_id": "3", "mask_svg": "<svg viewBox=\"0 0 264 264\" xmlns=\"http://www.w3.org/2000/svg\"><path fill=\"white\" fill-rule=\"evenodd\" d=\"M18 5L19 0H0V90L9 44L14 38L15 12Z\"/></svg>", "mask_w": 264, "mask_h": 264}]
</instances>
